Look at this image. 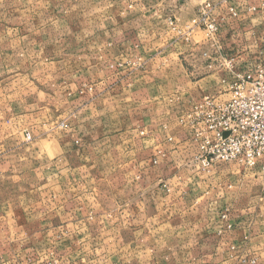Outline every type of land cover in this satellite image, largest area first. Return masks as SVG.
Here are the masks:
<instances>
[{"label":"crops","instance_id":"0c3cea01","mask_svg":"<svg viewBox=\"0 0 264 264\" xmlns=\"http://www.w3.org/2000/svg\"><path fill=\"white\" fill-rule=\"evenodd\" d=\"M83 1L129 17L87 26L70 72L43 63L25 18L42 6L0 0V264H264L259 166L196 162L178 118L222 92V73L192 70L201 32L186 41L168 22L185 29L211 2L225 56L249 73L264 63V0Z\"/></svg>","mask_w":264,"mask_h":264},{"label":"built area","instance_id":"2783aa9c","mask_svg":"<svg viewBox=\"0 0 264 264\" xmlns=\"http://www.w3.org/2000/svg\"><path fill=\"white\" fill-rule=\"evenodd\" d=\"M212 8L211 2H204L185 29L175 27L174 21L168 19L171 29L186 41L193 30L201 32L195 43L197 49L188 53L189 67L193 70L202 66L208 72L222 73V92L204 95L179 116L178 122L188 129L197 145L199 153L195 160L202 168L217 162H235L253 170L259 166L264 186V63H255L249 73L236 69L234 58L223 52L219 21L211 16ZM248 10L253 12L255 8ZM230 12L235 15L233 9ZM223 94L227 97L220 99ZM59 126L66 128L64 123ZM25 138L30 140V134L26 133Z\"/></svg>","mask_w":264,"mask_h":264},{"label":"rangeland","instance_id":"374dc122","mask_svg":"<svg viewBox=\"0 0 264 264\" xmlns=\"http://www.w3.org/2000/svg\"><path fill=\"white\" fill-rule=\"evenodd\" d=\"M83 2V0H41V2L38 0H26L27 6L35 5L39 8L42 6L41 12H37V10L35 12L27 11L25 18L26 20H36V22L41 24L39 29L42 34L40 50L43 63L48 64L51 57L55 59L58 56V60L62 58L72 60L70 62V72L80 69L82 66L81 53L83 47L81 41L83 34L85 35L89 31L90 36L93 37V35L96 36L93 33H97V30L87 29V26L97 24L99 18L113 22L115 20H125L129 17V14L126 13H108L103 15L98 12H83ZM55 5H58L57 11H55ZM56 27L58 29L57 39L55 40L53 35ZM50 33L52 35L51 39ZM201 67L196 66L193 70H201Z\"/></svg>","mask_w":264,"mask_h":264},{"label":"water","instance_id":"95a60500","mask_svg":"<svg viewBox=\"0 0 264 264\" xmlns=\"http://www.w3.org/2000/svg\"><path fill=\"white\" fill-rule=\"evenodd\" d=\"M227 134H224V136H226Z\"/></svg>","mask_w":264,"mask_h":264}]
</instances>
